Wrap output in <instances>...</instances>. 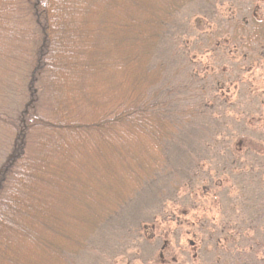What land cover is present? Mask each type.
<instances>
[{
    "label": "trees",
    "instance_id": "trees-1",
    "mask_svg": "<svg viewBox=\"0 0 264 264\" xmlns=\"http://www.w3.org/2000/svg\"><path fill=\"white\" fill-rule=\"evenodd\" d=\"M191 1L0 0V66H9L0 79V139L10 147L0 166V264H70L67 256L85 250L90 237L166 168L177 125L150 96L165 70L154 56ZM233 30L257 63L264 60V16L248 25L241 20ZM74 71L86 79L77 99L89 97L83 108L94 117L80 111V118H70L66 110L81 109L78 100H70L74 105L67 98L63 112L52 107L62 104L58 90L69 91L56 85L57 77L76 81ZM104 76L111 77L106 92ZM9 94L18 104L3 102ZM259 141L243 140L245 151L259 153ZM48 149L57 161L43 157ZM46 183L52 194L41 192ZM17 217L30 222L31 238L14 239ZM253 259L264 264V253L257 249Z\"/></svg>",
    "mask_w": 264,
    "mask_h": 264
},
{
    "label": "rangeland",
    "instance_id": "rangeland-1",
    "mask_svg": "<svg viewBox=\"0 0 264 264\" xmlns=\"http://www.w3.org/2000/svg\"><path fill=\"white\" fill-rule=\"evenodd\" d=\"M261 15L264 0H193L177 12L154 56L165 67L163 79L150 91L177 125L166 168L90 237L85 250L68 255L70 264H261L253 255L264 253V60L257 63L232 37L238 22L248 25ZM7 68L0 66V79ZM78 72L76 81L57 77L56 85L69 91L55 93L62 103L53 102L55 111L84 92L78 93L86 82ZM108 78L100 83L105 92ZM9 96L3 102L18 104ZM88 98L78 100L81 109L65 107L71 119L80 118V111L83 118L94 117L83 108ZM249 138L260 140L259 153L245 151ZM7 140L0 139V166L10 151ZM48 150L43 157L57 161ZM46 185L41 192L52 194ZM15 220L14 239L34 235L30 222Z\"/></svg>",
    "mask_w": 264,
    "mask_h": 264
}]
</instances>
